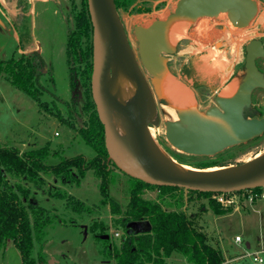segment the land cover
<instances>
[{
	"label": "rangeland",
	"instance_id": "rangeland-1",
	"mask_svg": "<svg viewBox=\"0 0 264 264\" xmlns=\"http://www.w3.org/2000/svg\"><path fill=\"white\" fill-rule=\"evenodd\" d=\"M176 1L127 0L126 6H115L113 19L119 24L123 39L130 44L135 54L137 45L133 28L148 26L168 15L173 11ZM256 1L262 10L254 21H229L226 13L220 12L216 18L184 21L185 38L172 41L169 34L170 44L176 48V52L169 56L164 74L185 87L191 102L180 103L173 95L158 93L161 105H157L152 134L167 154V161L161 163L163 167L172 168L175 163L198 170L236 166L247 160L252 161L256 154L263 152L264 134L246 144L228 148L214 157L184 154L173 148L164 136V122L167 116L175 114L174 108L194 107L204 110L214 105L215 97H223V91L229 84L237 85L242 74L244 44L254 38L264 41V2ZM71 42H77L83 50L92 45L86 0H49L46 5L40 4L38 0H0V63L11 56L30 55L36 50L43 60L44 78L49 75L53 78L52 92L58 99H55L54 104L48 103L47 110H39L31 98L12 87L0 73V145L16 147L20 152L47 145L50 156L46 163L49 165L57 163L61 157L82 155L85 159H91L95 156L94 150L78 135V129L87 122L92 109L84 108L89 103V84L80 74L85 66L84 58L76 60L75 56L72 57L75 88L70 89L65 50ZM209 52L216 53L221 62L206 59L209 65L206 68L204 59ZM96 61L92 50L93 67ZM108 76L109 80L113 79L111 68ZM47 99L51 101L49 97ZM254 103L258 105L259 116H264V91H256ZM107 146L112 153L109 157L111 175L106 185L107 196L117 202L123 211L129 199L131 177H135L137 172L134 164L123 161L115 146L110 143ZM129 158L132 163L133 157ZM40 175L43 183L39 189L29 185V197L59 218L48 229L43 245L46 260L54 256L60 264H113L102 240L96 239L91 232L93 223H102L106 227L109 244L116 247L123 235L117 222L119 217L111 213L109 205L101 204L100 180L88 171L79 185L69 186L51 175ZM53 189L64 192L66 198L51 197L49 192ZM142 197L157 201L164 210L184 211L205 233L208 244L217 247L229 264H253L249 255L264 251V200L252 205L240 201L237 208L220 206L225 213L215 214L208 207L207 198L184 190L169 193L157 188L143 189ZM73 201H81L89 208V213L72 212L70 208ZM114 233L119 236H114ZM235 236L240 241H235ZM246 243L249 247H246ZM261 256L264 259V252ZM164 261L166 264H191L177 252ZM0 264H21L19 252L11 242H7L4 250L0 251Z\"/></svg>",
	"mask_w": 264,
	"mask_h": 264
},
{
	"label": "water",
	"instance_id": "water-1",
	"mask_svg": "<svg viewBox=\"0 0 264 264\" xmlns=\"http://www.w3.org/2000/svg\"><path fill=\"white\" fill-rule=\"evenodd\" d=\"M38 2L46 5L49 0ZM86 4L92 28L93 53L97 58L91 75L93 101L104 127L106 146L110 140L132 155L137 172L135 178L153 186L177 187L185 192L232 193L263 187L264 151L247 166L226 177L203 172L205 169L191 171L175 166L165 168L154 160L151 133L157 112L156 103L140 68L151 76L150 84L160 102L161 98L156 91L157 78L166 70L168 56L176 52L168 39L172 25L182 21L195 22L200 18H216L220 12H225L229 21H254L261 14L260 4L256 0H177L173 11L164 21L155 20L146 27L133 28L137 55L130 44L111 29L110 23L116 22L113 19L114 0H86ZM244 49L242 74L232 96L215 97L214 105L204 110L194 107L174 108L176 119L164 122L165 139L177 151L191 156L214 157L228 148L246 144L264 134V117L259 116L251 105L252 91L257 88L264 90V73L255 65V59L264 56V47L260 40L252 39L245 44ZM123 57L133 74L137 104L135 111H125L128 141L116 132L95 90L99 76L104 71L108 76L109 63ZM149 230L147 222H134L128 225L127 233L135 235ZM100 238L107 239L108 235ZM47 264L59 263L50 256Z\"/></svg>",
	"mask_w": 264,
	"mask_h": 264
},
{
	"label": "trees",
	"instance_id": "trees-1",
	"mask_svg": "<svg viewBox=\"0 0 264 264\" xmlns=\"http://www.w3.org/2000/svg\"><path fill=\"white\" fill-rule=\"evenodd\" d=\"M114 4L116 8L126 6L127 0H114ZM92 50V45L83 50L77 42H71L66 46L65 56L71 90L75 88L72 79V57L75 56L76 60L85 59V66L80 74L89 84V103L85 104L84 108L91 107L92 110L87 122L78 129V135L94 150L95 156L91 159H85L82 155L61 157L57 163L49 165L46 163L50 156L47 145L23 152L16 147L0 145V251L4 250L7 242H11L19 252L21 264H46L43 245L48 229L59 221V218L39 206L33 197H29V185L39 189L43 183L40 174L51 175L64 185H79L86 172L91 171L93 177L100 180L99 191L103 197L101 204L109 205L111 213L119 217L117 222L123 231L116 247L109 244V237L100 238L107 235L106 227L102 223H93L91 227L93 236L102 240L106 254L113 260V264H166L164 260L174 252L181 254L191 264H222L224 259L219 249L208 244L205 233L184 211H167L157 201L142 197L143 189L157 188L169 193L182 192L183 189L153 186L131 177L129 199L123 211L117 202L107 196L106 185L111 175V161L104 127L91 93ZM43 69V60L36 50L30 55L11 56L0 63V73L12 87L31 98L39 110H47L48 103L54 104L55 99L58 100L52 92L53 78L50 75L44 78ZM48 97L51 101H48ZM66 106L69 109V104ZM58 119L61 120L60 117ZM187 193L207 198L208 207L215 214L225 213L212 198L215 193ZM49 195L57 199L66 198L65 193L58 189H53ZM70 210L80 214L89 213V208L81 201L71 202ZM134 222H147L150 230L135 235L127 233L128 225Z\"/></svg>",
	"mask_w": 264,
	"mask_h": 264
},
{
	"label": "bare ground",
	"instance_id": "bare-ground-1",
	"mask_svg": "<svg viewBox=\"0 0 264 264\" xmlns=\"http://www.w3.org/2000/svg\"><path fill=\"white\" fill-rule=\"evenodd\" d=\"M222 13H225V12H222ZM166 17H167V15L162 17L158 21H164L166 19ZM183 23H184V21L176 23L169 28L168 36L170 34L172 41H178V40L186 37L185 23L184 24ZM110 26H111L112 31L118 37H122L121 28H120L118 23L112 21L110 23ZM144 27H146V26H144ZM168 39H169V37H168ZM169 43H170V41H169ZM206 59H212L214 62L216 61L217 63L219 61L221 62V60H219L217 58L216 53L211 54V52H209L208 57L204 59V65L206 66V68H209V65L207 64L208 62ZM108 66H109L108 70H109V68L112 69L113 79L109 80L106 72L104 71L96 81V85H95L96 94H97V97H98L100 103L102 104V107L109 114L110 119L112 120V122L114 124L116 132L120 135V137L122 139H124L125 141H128L129 140L128 133H127V129H126V126L124 123L125 111L126 110H130L131 112L135 111L136 105H137L136 104V90H135V83H134L133 74L131 73V71L128 67V64H127V60L124 57L119 61L110 62ZM236 88H237L236 84H229L224 89V91H223L224 95L222 98H227V97L232 96L234 94V92L236 91ZM156 91H157V94L161 93V94H165V95H169V96L173 95L174 99L180 103H188L189 104V102H191L190 96H189L188 92L186 91L185 87L182 85L180 86L179 83L174 81L172 78L166 76L164 74V71L157 78ZM164 111H166V113H167V110L164 109ZM167 114H169V113H167ZM167 117H168L167 120H171V121H174L176 119L175 114H170ZM107 143H110L111 145L116 147L117 152L122 157L123 161L126 160V164H133V162L130 163V161H129V159H130L129 156L132 157V155H130L123 147H121L120 145H118V144H116L110 140H108ZM262 149L264 151V148H262ZM151 150H152V157L154 160H156L160 164L167 161L166 152L157 143V141L154 139L153 134H152ZM262 153L263 152L256 154L255 157L260 156ZM250 162H251V160H247L240 167L236 165V166H228V167L215 166L212 168H207V169L205 168V170H203V172H206L209 174H214V175H217L220 177H226V176L232 174L233 172L237 171L241 167L243 168V167L247 166ZM173 163H175V161ZM174 166L180 167L183 169H189L191 171H197L196 169H194L190 166H187V165L175 163Z\"/></svg>",
	"mask_w": 264,
	"mask_h": 264
},
{
	"label": "built area",
	"instance_id": "built-area-1",
	"mask_svg": "<svg viewBox=\"0 0 264 264\" xmlns=\"http://www.w3.org/2000/svg\"><path fill=\"white\" fill-rule=\"evenodd\" d=\"M254 191L252 189L244 190L242 193L232 192V193H215L212 198L219 206L226 208H237L239 207L240 201H244L252 205L256 201L264 200V186L257 188ZM114 236H119L118 233H114ZM235 241H240L238 236L235 237ZM263 250H259L249 255L252 257L253 264H264V259L261 254Z\"/></svg>",
	"mask_w": 264,
	"mask_h": 264
},
{
	"label": "flooded vegetation",
	"instance_id": "flooded-vegetation-1",
	"mask_svg": "<svg viewBox=\"0 0 264 264\" xmlns=\"http://www.w3.org/2000/svg\"><path fill=\"white\" fill-rule=\"evenodd\" d=\"M254 39H256V38H254ZM252 40V39H251ZM258 40H260L261 42H262V44H263V47H264V41H262V39L261 38H258ZM250 41V40H249ZM248 42V41H247ZM246 42V43H247ZM245 43V44H246ZM245 44H244V46H245ZM244 46H243V48H242V54H243V59H245V49H244ZM169 57V56H168ZM168 61H169V58H168ZM244 63V62H243ZM167 65H168V62H167ZM255 65H256V67H257V69L260 71V72H262V73H264V56H261V57H257L256 59H255ZM242 67H243V65H242ZM144 74V73H143ZM148 74V73H147ZM144 77H145V79H146V81H147V83H148V85H149V87H150V90L152 91V93H153V95H154V99H155V103H156V111H157V105L159 104V105H161L159 102H158V100L159 99H157V96H156V94H155V92H154V90H153V88H152V86H151V84H150V80H151V76L149 75V77H146V75L144 74ZM232 84V83H231ZM256 91H264L263 89H260V88H257V89H254L253 91H252V94H251V105H252V107L256 110V111H258L257 109H258V105L256 104V103H254V96H255V93H256ZM160 102H161V99H160ZM258 113H259V111H258ZM157 115V114H156ZM261 116V115H260ZM262 117H264V116H262ZM220 154V153H219ZM218 155V154H217ZM196 157H198V156H196Z\"/></svg>",
	"mask_w": 264,
	"mask_h": 264
},
{
	"label": "crops",
	"instance_id": "crops-1",
	"mask_svg": "<svg viewBox=\"0 0 264 264\" xmlns=\"http://www.w3.org/2000/svg\"><path fill=\"white\" fill-rule=\"evenodd\" d=\"M261 1L264 2V0H261ZM235 237H236V236H235ZM246 247H249V244H248V243H246ZM215 248L218 249L217 247H215ZM52 257H54V256H52ZM222 257H223V256H222ZM54 258H55V257H54ZM48 259H49V258H48ZM48 259H47V260H48ZM55 259H56V258H55ZM223 259H224V262H223L222 264H229V263H228L229 260H226L224 257H223ZM58 263H59V261H58ZM59 264H60V263H59Z\"/></svg>",
	"mask_w": 264,
	"mask_h": 264
}]
</instances>
